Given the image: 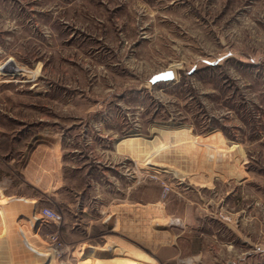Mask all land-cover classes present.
<instances>
[{
  "label": "rangeland",
  "instance_id": "374dc122",
  "mask_svg": "<svg viewBox=\"0 0 264 264\" xmlns=\"http://www.w3.org/2000/svg\"><path fill=\"white\" fill-rule=\"evenodd\" d=\"M0 187V264H264V0H0Z\"/></svg>",
  "mask_w": 264,
  "mask_h": 264
},
{
  "label": "bare ground",
  "instance_id": "6f19581e",
  "mask_svg": "<svg viewBox=\"0 0 264 264\" xmlns=\"http://www.w3.org/2000/svg\"><path fill=\"white\" fill-rule=\"evenodd\" d=\"M162 143V142H161ZM24 202H28L26 199H23ZM22 201V200H21ZM33 202V200L31 201ZM25 213V212H24ZM25 215V214H24ZM154 221V220H153ZM155 222V221H154ZM159 223V222H158ZM161 223V222H160ZM119 224V223H117ZM118 226V225H117ZM158 227V226H157ZM119 228V227H118ZM20 229V228H19ZM19 234L22 237L21 242H23V244L31 251L33 252L36 256L39 257H43V258H47L49 256H51V253H47V252H43L41 250H39V248L37 247V245L35 244V242L31 241L29 239V237L27 236V234L25 233L24 229H20L18 230ZM121 234V233H120ZM19 235V236H20ZM128 236V235H127ZM123 238V237H122ZM127 238V237H126ZM113 240V238H112ZM119 240V239H118ZM127 240V239H126ZM132 240V239H131ZM116 241V240H115ZM134 241V240H133ZM131 242V241H130ZM115 243V242H114ZM119 242H116V244ZM113 243H111L112 245ZM142 244V243H141ZM119 245V244H118ZM136 243L130 244V243H123L120 244L118 247H114L115 249L109 253L112 254L111 257H106L103 258L105 256H103V252L101 251H93L94 254L96 255H100L98 256L99 258H92V259H88L86 261H84L83 263L81 262V264H149V263H145L143 261L140 262H136L134 263L133 261H131V254H136L142 251L141 246H135ZM111 248V247H110ZM109 249V248H108ZM91 250V249H90ZM89 251V250H88ZM21 252V251H20ZM106 254V253H105ZM13 256V255H12ZM28 256V255H27ZM88 256V255H87ZM26 257V256H25ZM96 257V256H95ZM102 257V258H101ZM29 258V257H28ZM121 259H123L124 261H121ZM80 263V261H79Z\"/></svg>",
  "mask_w": 264,
  "mask_h": 264
},
{
  "label": "built area",
  "instance_id": "2783aa9c",
  "mask_svg": "<svg viewBox=\"0 0 264 264\" xmlns=\"http://www.w3.org/2000/svg\"><path fill=\"white\" fill-rule=\"evenodd\" d=\"M39 217L44 221H52L58 225L63 222L62 215L51 208H43L39 213Z\"/></svg>",
  "mask_w": 264,
  "mask_h": 264
},
{
  "label": "water",
  "instance_id": "95a60500",
  "mask_svg": "<svg viewBox=\"0 0 264 264\" xmlns=\"http://www.w3.org/2000/svg\"><path fill=\"white\" fill-rule=\"evenodd\" d=\"M163 77L166 80L173 79V74L171 72H167L163 75Z\"/></svg>",
  "mask_w": 264,
  "mask_h": 264
},
{
  "label": "crops",
  "instance_id": "0c3cea01",
  "mask_svg": "<svg viewBox=\"0 0 264 264\" xmlns=\"http://www.w3.org/2000/svg\"><path fill=\"white\" fill-rule=\"evenodd\" d=\"M0 191H3V187H2V188L0 187ZM0 193H1V192H0Z\"/></svg>",
  "mask_w": 264,
  "mask_h": 264
}]
</instances>
